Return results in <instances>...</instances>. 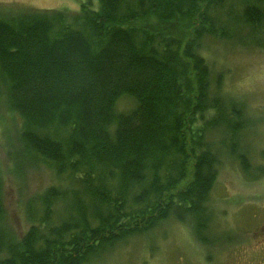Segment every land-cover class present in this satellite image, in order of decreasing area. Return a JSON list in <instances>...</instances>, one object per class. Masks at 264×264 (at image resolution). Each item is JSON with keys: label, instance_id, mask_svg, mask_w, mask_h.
<instances>
[{"label": "trees", "instance_id": "trees-1", "mask_svg": "<svg viewBox=\"0 0 264 264\" xmlns=\"http://www.w3.org/2000/svg\"><path fill=\"white\" fill-rule=\"evenodd\" d=\"M149 17L177 20L185 37L150 30ZM207 40L262 48L264 0H86L0 15V108L20 119L11 171L45 165L54 178L24 202L18 235L4 226L0 169V264H88L171 218L208 244L209 195L247 117L203 55ZM122 97L130 110L116 109ZM236 160L247 176L244 151Z\"/></svg>", "mask_w": 264, "mask_h": 264}, {"label": "rangeland", "instance_id": "rangeland-1", "mask_svg": "<svg viewBox=\"0 0 264 264\" xmlns=\"http://www.w3.org/2000/svg\"><path fill=\"white\" fill-rule=\"evenodd\" d=\"M96 4V0H92ZM86 0H0V15L12 10H61L75 12ZM143 25L185 37L178 21L159 24L147 18ZM203 55L215 74L223 75L222 90L245 104L247 124L240 133L235 154L221 158L216 182L209 195L212 213L206 234L208 244L196 238L192 228L173 218L145 234L132 235L88 264H223L231 249L251 253L252 244L264 235V46L207 40ZM134 102L122 97L118 111H128ZM245 118V117H244ZM19 117L0 108V169L4 180V226L21 235L28 224L24 202L54 183L45 165L23 166L21 175L11 169L10 155L17 148ZM248 157L249 174L240 169L236 157Z\"/></svg>", "mask_w": 264, "mask_h": 264}, {"label": "flooded vegetation", "instance_id": "flooded-vegetation-1", "mask_svg": "<svg viewBox=\"0 0 264 264\" xmlns=\"http://www.w3.org/2000/svg\"><path fill=\"white\" fill-rule=\"evenodd\" d=\"M264 235V233H262ZM251 253L243 255V249H231L223 264H264V237L252 244Z\"/></svg>", "mask_w": 264, "mask_h": 264}]
</instances>
